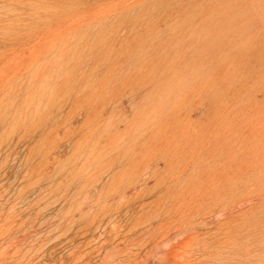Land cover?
Here are the masks:
<instances>
[{
	"label": "rangeland",
	"instance_id": "obj_1",
	"mask_svg": "<svg viewBox=\"0 0 264 264\" xmlns=\"http://www.w3.org/2000/svg\"><path fill=\"white\" fill-rule=\"evenodd\" d=\"M0 264H264V0H0Z\"/></svg>",
	"mask_w": 264,
	"mask_h": 264
},
{
	"label": "bare ground",
	"instance_id": "obj_2",
	"mask_svg": "<svg viewBox=\"0 0 264 264\" xmlns=\"http://www.w3.org/2000/svg\"><path fill=\"white\" fill-rule=\"evenodd\" d=\"M247 248V247H246ZM242 260V259H241Z\"/></svg>",
	"mask_w": 264,
	"mask_h": 264
}]
</instances>
